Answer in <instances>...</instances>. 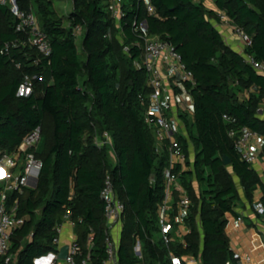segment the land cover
Masks as SVG:
<instances>
[{"label": "trees", "instance_id": "16d2710c", "mask_svg": "<svg viewBox=\"0 0 264 264\" xmlns=\"http://www.w3.org/2000/svg\"><path fill=\"white\" fill-rule=\"evenodd\" d=\"M70 1L72 8L64 16L53 0H16L18 9L32 11L46 33L48 56L28 46L1 52L20 33L11 3L0 2V150H14L40 126L34 152L42 160L36 186L9 196V203L17 200L16 212L25 220L11 238L12 260L0 264H34L35 258L56 251L53 237L67 209L79 246L74 264H104L107 223L100 191L107 173L124 203L119 264H168L169 250L192 255L200 264H235L226 212H234L242 195L252 203L258 188V201L264 205V182L241 158L228 131L247 126L264 136V118L259 116L264 72L225 41L213 20L220 21L219 13L227 15L251 37L244 52L264 62V0H214L216 9L203 0H150L153 13L143 0H123L118 23L108 0ZM140 21L175 46L195 81L185 82L193 119L184 117L188 136L179 135L188 166L178 180L191 199L184 218L189 230L184 241L178 238L168 245L159 235L157 205L164 197L169 153L165 147L156 151L153 130L143 117L147 101L139 94L149 89L134 28ZM75 25L83 28L80 49ZM25 75L34 76L33 88L20 95ZM103 131L111 145L95 143ZM224 155L230 163H224ZM137 240L142 257L134 251Z\"/></svg>", "mask_w": 264, "mask_h": 264}, {"label": "built area", "instance_id": "2783aa9c", "mask_svg": "<svg viewBox=\"0 0 264 264\" xmlns=\"http://www.w3.org/2000/svg\"><path fill=\"white\" fill-rule=\"evenodd\" d=\"M6 1L11 3V9L18 18L16 30L20 35L11 41L5 42L1 52L8 51L11 47L28 46L29 48H35L42 56H48L51 51L50 43L46 33L38 24L34 13L32 11L19 10L16 0L15 2L14 0H0L2 3ZM122 1L108 0L107 4L110 14L117 23L121 16L124 15ZM143 1L147 11L153 13L154 7L150 0ZM219 15L220 22L224 21L229 24L243 41L245 47L251 44V37L245 31L233 25L229 17L224 13H219ZM134 28L141 39V46L144 52L142 63L147 73L146 85L149 89L145 95L139 94L141 101H147L143 115L144 121L153 130L156 151H160L165 147L169 153L168 164L163 171L165 180L164 197L157 205L159 235L162 241L168 245L171 241L178 238L184 241L183 236L189 230L184 218L189 211L191 199L187 190L178 180V173L182 169L187 168V165L185 164V154L179 139V135L182 134L179 118L175 115L176 112L172 111V101L167 95L175 97L173 85L189 93L185 87V82L194 83L195 81L192 71L187 68L181 54L170 41L157 34L150 33L145 21H140ZM82 31L81 25H75L73 28V33L76 37L80 36ZM241 52L247 62L257 70L264 72V62L255 59L252 54L244 52V49ZM38 61L39 57L33 59L35 64ZM17 66H20L19 62H17ZM41 77L42 75L39 76V78ZM33 78L34 76L25 75L17 93L20 95L29 94L33 88ZM168 82L170 83L169 85H167ZM179 101L184 102L183 99ZM223 116L226 120H235L227 114ZM228 135L233 138L234 146L241 158L252 165L259 157L255 142H257V138L260 135L247 126H241L237 129L230 128ZM40 138L41 129L40 126H37L23 137L21 143L14 150H0V263H9L12 260L13 254L10 252L11 238L15 230L25 220L24 216L18 215L16 212L17 200L14 199L13 202L9 203V196L13 192L21 193L25 186L32 185L31 182L34 177L38 176L42 160L35 155L34 150ZM95 143L99 146L106 143L111 145L112 141L109 133L103 131L100 136L95 137ZM258 144L259 147H262L261 141H258ZM262 151L264 149H261V153L264 155ZM176 164H180L178 172L175 170ZM100 197L104 202V215L107 223V256L104 264H119L117 256L119 241L113 236L112 229L115 226L119 227L120 230L122 229L124 203L117 197L109 173L105 175ZM254 208L259 213H264V205L261 202H255ZM69 217L70 210L67 209L65 218ZM237 219L241 220V217L238 216ZM57 231L59 232V227ZM89 237H92V233H90ZM75 239L70 244L67 257L64 259L67 264L75 263L74 255L79 251V246ZM53 243L56 246V251L48 253L56 254L61 246L58 234L53 237ZM134 251L139 257H142L139 240L134 245ZM244 257L248 259V255ZM43 258L56 259L45 254L40 259L35 258L36 260L34 259V261L39 264V260ZM168 258V264H190V261L194 263L199 261L192 255H179L172 250H169ZM233 258L235 264H240L243 256L238 251H233ZM82 262L86 263V258ZM46 264L54 263L49 260ZM216 264L233 263L228 260L225 263Z\"/></svg>", "mask_w": 264, "mask_h": 264}, {"label": "crops", "instance_id": "0c3cea01", "mask_svg": "<svg viewBox=\"0 0 264 264\" xmlns=\"http://www.w3.org/2000/svg\"><path fill=\"white\" fill-rule=\"evenodd\" d=\"M204 4L209 9H216L214 0H203ZM219 31L222 33L225 41L235 50L242 51L244 49V43L240 37L233 31L231 27L222 26L221 22L213 20ZM170 83L168 82L167 85ZM174 87L175 97L167 95L172 101V111L176 112L175 115L179 118L180 131L182 134L187 135L186 125L184 117L186 116L189 121L193 119V104L191 95L180 87ZM185 91V92H184ZM246 95V92L244 93ZM174 95V94H173ZM183 99L184 102L179 100ZM259 116L264 118V102L259 107ZM188 136V135H187ZM258 141L262 143V147H259ZM256 151L259 154L252 167L260 174L262 182H264V155L261 153V149H264V136L260 135L255 142ZM195 155V149L190 143V159L193 160ZM188 167V166H187ZM194 184L198 187V182L194 180ZM242 195V194H241ZM261 191L258 188L254 193V201L250 203L243 195L241 201H239L235 207L234 212H226L227 223L225 226L226 233L229 236L230 247L233 251H238L243 258L240 264H264V213H259L254 208V203L260 198ZM240 216L241 220L237 217ZM112 234L117 241L120 239L121 230L115 226L112 229ZM59 241L62 244L68 243L69 245L76 238L74 232V224L70 218H65L59 226ZM248 255V259L244 256ZM53 261L54 264H67L62 259L43 258L39 260V264H46ZM34 264L35 261H34ZM190 264H200L191 262Z\"/></svg>", "mask_w": 264, "mask_h": 264}, {"label": "rangeland", "instance_id": "374dc122", "mask_svg": "<svg viewBox=\"0 0 264 264\" xmlns=\"http://www.w3.org/2000/svg\"><path fill=\"white\" fill-rule=\"evenodd\" d=\"M53 5L57 9V11L64 16L68 15V13L72 8V4L70 0H53ZM221 24L222 26L230 27V25L225 23L224 21H221ZM81 40H82V36L80 35L76 39L79 49L81 47Z\"/></svg>", "mask_w": 264, "mask_h": 264}, {"label": "water", "instance_id": "95a60500", "mask_svg": "<svg viewBox=\"0 0 264 264\" xmlns=\"http://www.w3.org/2000/svg\"><path fill=\"white\" fill-rule=\"evenodd\" d=\"M14 2H15V0H14ZM223 161H224L225 164H228V163H230V158L228 156L224 155L223 156ZM37 180H38V177L35 176L33 181L31 182L32 186H36ZM69 246L70 245L68 243L62 244L59 247V249H58L56 254L47 253L46 256L50 255V256H52V258H57V259L64 260L67 257V254H68V251H69ZM41 257L42 256L37 257L36 259H40Z\"/></svg>", "mask_w": 264, "mask_h": 264}]
</instances>
